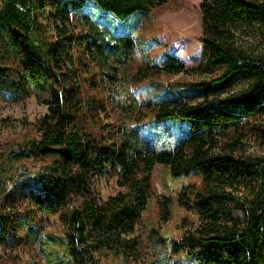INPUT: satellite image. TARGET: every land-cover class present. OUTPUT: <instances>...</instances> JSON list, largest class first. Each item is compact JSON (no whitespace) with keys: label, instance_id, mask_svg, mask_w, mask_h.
Wrapping results in <instances>:
<instances>
[{"label":"trees","instance_id":"trees-1","mask_svg":"<svg viewBox=\"0 0 264 264\" xmlns=\"http://www.w3.org/2000/svg\"><path fill=\"white\" fill-rule=\"evenodd\" d=\"M166 2L0 0V95L35 94L46 105L36 135L9 151L15 161L40 163L0 188V199L17 198L0 209L1 243L16 241L17 223L33 234L34 217L49 213L64 226L62 264H97L104 251L134 257L141 244L130 235L148 205L152 170L163 163L174 176L200 175L199 190L178 193L199 224L172 246L197 264H264V0H201L200 62L186 67L169 53L156 61L143 50L133 72L136 24L126 22ZM160 74L196 79L140 102L132 85ZM107 102L118 116L102 124ZM146 114L153 123L179 121L187 133L156 150L140 135ZM251 139L263 150H248ZM97 172L121 189L97 197Z\"/></svg>","mask_w":264,"mask_h":264},{"label":"rangeland","instance_id":"rangeland-1","mask_svg":"<svg viewBox=\"0 0 264 264\" xmlns=\"http://www.w3.org/2000/svg\"><path fill=\"white\" fill-rule=\"evenodd\" d=\"M200 2L201 0H167L164 5L149 13L127 20L126 28L136 24L132 29V36L136 40L133 72L142 61L143 50L148 51L149 56L156 61L164 53H169L186 67L196 66L200 62ZM50 10L46 7L40 18L44 20ZM72 22L77 26L76 31L80 29L81 26L74 17ZM195 79L196 76L192 75L160 74L141 83H134L132 87L138 100L143 102L152 94H160L162 88L174 82ZM105 106L107 115L100 112L98 118L102 124H111L116 121L118 110L115 104L107 102ZM45 111L46 105L39 102L35 94L19 101H10L6 96L0 95V188H8L10 178L23 171V167L34 170L38 168L40 161H15L9 157V151L17 150L22 142L36 135L35 122ZM185 129V125H180L179 121L153 123L146 114L140 124V135L156 150H160L172 147L177 138L186 135ZM102 136L107 138L106 132L103 131ZM248 146V150H263L261 144L253 139ZM186 185L191 186L194 191L199 190L200 175L190 173L174 176L168 164H155L150 179L151 194L148 205L130 235L141 244L138 255L124 260L112 251H104L97 255V264H197L180 249L176 250L172 246L173 240H178L184 230L199 224L197 211L194 208H185L178 202V193ZM92 188L101 199L121 189L116 184L115 177L103 176L98 172L93 176ZM10 199L14 204L17 203L15 195H5L0 199L1 210H10ZM79 201V198L73 199L71 206L78 205ZM32 226L33 234H30L23 225H13L17 238L14 242H0V264H62L63 249L58 238L63 235L64 226L59 215L37 214Z\"/></svg>","mask_w":264,"mask_h":264}]
</instances>
